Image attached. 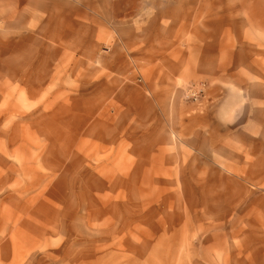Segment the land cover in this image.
Here are the masks:
<instances>
[{
	"label": "rangeland",
	"instance_id": "374dc122",
	"mask_svg": "<svg viewBox=\"0 0 264 264\" xmlns=\"http://www.w3.org/2000/svg\"><path fill=\"white\" fill-rule=\"evenodd\" d=\"M223 2L237 20L219 61L124 62L98 21V44L77 31L43 61L0 64V264H187L264 248V0Z\"/></svg>",
	"mask_w": 264,
	"mask_h": 264
},
{
	"label": "crops",
	"instance_id": "0c3cea01",
	"mask_svg": "<svg viewBox=\"0 0 264 264\" xmlns=\"http://www.w3.org/2000/svg\"><path fill=\"white\" fill-rule=\"evenodd\" d=\"M222 4L223 0H0V64L15 57L26 64L43 61L47 45L77 46L73 43L77 31H84L79 34L81 46L98 44L93 36L98 21L100 45L123 49L120 60L124 62L219 61L221 53L231 49L222 43L221 32L235 29L237 20L235 9ZM110 27L116 34L111 40ZM82 117L87 120L89 113ZM211 123L223 131L231 127L226 119ZM234 131L243 133L241 129ZM252 142L251 134H246V150L250 152ZM244 172L250 173L247 169ZM214 250L193 255L187 264H264V248L255 252L245 249L243 253L228 248L223 254Z\"/></svg>",
	"mask_w": 264,
	"mask_h": 264
},
{
	"label": "built area",
	"instance_id": "2783aa9c",
	"mask_svg": "<svg viewBox=\"0 0 264 264\" xmlns=\"http://www.w3.org/2000/svg\"><path fill=\"white\" fill-rule=\"evenodd\" d=\"M203 91V88H199V86L197 88H190L188 90V96H193V97H197L198 95Z\"/></svg>",
	"mask_w": 264,
	"mask_h": 264
}]
</instances>
